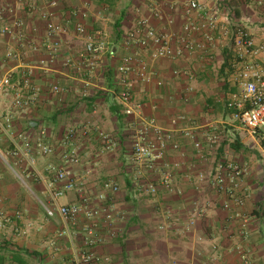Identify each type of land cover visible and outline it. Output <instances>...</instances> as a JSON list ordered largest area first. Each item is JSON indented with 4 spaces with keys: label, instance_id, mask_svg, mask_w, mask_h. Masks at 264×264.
Here are the masks:
<instances>
[{
    "label": "crops",
    "instance_id": "1",
    "mask_svg": "<svg viewBox=\"0 0 264 264\" xmlns=\"http://www.w3.org/2000/svg\"><path fill=\"white\" fill-rule=\"evenodd\" d=\"M51 1L0 0V28L20 17L26 26L18 34L38 46L21 61L0 62V76L11 72L19 80L29 70L39 89L26 109L14 107L11 96L0 98V111L11 113L14 131L35 137L44 129V143L52 148L50 154L36 156V172H25V161L9 154L8 142L0 134V264H73L76 253L84 249L81 226L86 219L81 215L75 224L64 222L50 201L48 187L50 182L60 186L50 167L62 166L65 132L82 126L88 128L86 136L73 141L80 162L65 167L91 204H100L96 196L103 181L111 179L119 186L118 192L107 193L113 207L110 227L102 218L96 220L95 231L105 241L90 250L102 264H241L240 250L250 264H264V160H256L264 157V145L225 108L231 89H236L228 82L233 61L226 81L219 73L232 26L241 24L256 46H264V0H194L201 7L197 11H187L189 0H54L56 5L50 6ZM46 11L49 16L42 18ZM213 11L220 23L203 49L155 58L152 47L126 44L139 19L146 18L155 31L170 35L177 48L183 24L199 22L203 13ZM48 22L66 32L50 38ZM77 23L84 25L85 34L76 33ZM87 39L103 40L107 48L92 57L84 51ZM55 40L59 47L49 55L45 45ZM196 40L203 42L201 37ZM9 48H18L16 37L0 35V55ZM133 51H138L151 75L143 82L135 72L129 74L134 100L145 117L169 130L179 144V150L168 151L167 159L180 195L163 189L155 195L143 191L141 181L157 174L148 175L131 161V125L136 119L124 115L117 97V67ZM50 82L63 91L51 92ZM83 89L85 97L79 95ZM181 115L185 118L177 119ZM208 124L226 131L216 159L247 169L241 182L242 203H231L228 210L222 207L226 196L207 181L195 179L208 166L195 158L192 141L180 133L192 129L203 140ZM99 133L111 140L106 150ZM21 169L27 173L23 181L13 172ZM72 202L81 203L74 191L60 197L57 205ZM45 207L52 208L53 215H47Z\"/></svg>",
    "mask_w": 264,
    "mask_h": 264
},
{
    "label": "built area",
    "instance_id": "2",
    "mask_svg": "<svg viewBox=\"0 0 264 264\" xmlns=\"http://www.w3.org/2000/svg\"><path fill=\"white\" fill-rule=\"evenodd\" d=\"M18 1L24 2V0ZM55 5L56 1L50 2V6ZM192 10H201V7L196 1L189 0L187 11ZM9 11L12 12L11 9ZM41 16L47 18L49 13L46 11ZM201 18L199 22L188 20L183 24L180 34L176 37L180 44L177 48L172 46L170 35L155 31L149 26L146 18L139 19L137 29L129 33L125 41L127 45L133 43L140 48L152 47V55L155 58H173L184 52L191 53L205 48L207 43L212 42V31L220 23L215 11L205 12ZM25 26L26 22L20 17L15 18L10 25H2L0 35L16 37L18 48L7 49L0 55V62L11 59L21 61L29 53L38 51V46L35 43L27 42L22 35L18 34ZM234 26L231 48L235 60L229 82L236 87V90L229 94L225 108L234 121L238 122L252 136L264 141V46H256L241 24ZM75 31L77 34L83 35L86 29L82 23H77ZM65 32V27L48 22L47 35L50 38ZM197 37H201L203 42L197 41ZM58 47L59 42L57 40L45 45L49 55L54 54ZM106 48V43L103 40L87 39L84 44V51L92 57L99 56ZM28 68L31 69L30 66ZM132 72H135L137 79L143 82H149L151 79L146 64L139 58L138 51H133L124 56L121 64L117 67V83L120 86L117 97L123 105L124 115L134 116L136 119L131 125L134 129L130 152L132 163L138 168L144 169L148 175L157 174V177L141 181L142 190L150 195H155L159 189L180 195L181 189L173 184L169 169L170 163L167 159L168 151L170 149L179 150V144L173 139L169 130L160 127L153 118L145 117L141 113V105L134 100L132 82L129 80V74ZM30 74L29 70H24L19 80H15L11 72H6L0 76V98L11 96V103L14 107L28 108L35 101L39 91L38 87L33 85ZM48 86L53 93L63 91L54 82H50ZM79 95L81 97L87 96L86 90L83 89ZM184 118L183 115L177 117L180 120ZM11 119L10 112L0 111V134L8 142L9 154L25 161L27 169L36 172V156H45L52 152V148L44 143L46 132L41 129L33 137L26 131H14ZM203 128V140H199L196 137V132L192 129H185L180 133L184 138L192 141L195 158L208 166L207 170L198 173L195 179L198 182L207 181L217 193L226 196L222 207L228 210L231 203L238 205L242 203L241 182L247 174V169L236 162L217 160L215 155L226 138V131L219 129L218 125L215 124H208ZM87 132L88 128L85 126L70 127L65 132L66 149L61 153L62 166L50 167L54 173L53 181L59 182L60 186L55 187L54 182L48 183L49 197L50 201L56 205L57 213L67 224L77 223L81 215L87 221L81 226L84 249L76 253L73 264H102L101 259L90 250L92 246L102 244L105 241L104 236L95 231L96 220L102 218L106 226L110 227L113 222V207L108 204L107 193L118 192L119 186L111 179L103 181L102 190L96 196L100 204L94 205L84 196L82 188L67 169L68 166L77 165L80 162L76 149L73 147V141L78 135L86 136ZM99 137L103 142V148L108 149L111 145L110 138L103 133H99ZM175 166L177 165L175 164ZM18 177L22 180V177ZM71 191L80 197L81 203L72 202L57 205V200ZM45 209L47 215H53L52 208L45 207ZM241 233L242 236H247L244 223ZM114 234L110 229V235L113 236ZM238 254L241 264H250L245 251L240 250Z\"/></svg>",
    "mask_w": 264,
    "mask_h": 264
},
{
    "label": "trees",
    "instance_id": "3",
    "mask_svg": "<svg viewBox=\"0 0 264 264\" xmlns=\"http://www.w3.org/2000/svg\"><path fill=\"white\" fill-rule=\"evenodd\" d=\"M116 35H117V38H120V33L119 31H116ZM230 42H232V39L230 40ZM231 57H230V49L229 47H226V49H224V55H223V63L220 67V75L223 76L224 80L227 78V74L230 73V71L232 70V64H231ZM227 72V73H225ZM226 81V80H225ZM236 89L233 88L231 89V92L235 91ZM28 128H30L29 125H27ZM261 141V144H264V141L260 140Z\"/></svg>",
    "mask_w": 264,
    "mask_h": 264
},
{
    "label": "rangeland",
    "instance_id": "4",
    "mask_svg": "<svg viewBox=\"0 0 264 264\" xmlns=\"http://www.w3.org/2000/svg\"><path fill=\"white\" fill-rule=\"evenodd\" d=\"M235 28V26H232V29H234ZM232 32H233V30H232ZM228 47H229V49H230V57H231V61H234L235 60V57H234V55H233V51H232V48H231V42H230V39H229V42H228ZM229 80V79H228ZM229 82V81H228ZM258 140H259V143L261 144V141H260V139L258 138ZM262 145H264V144H262ZM256 160H258L259 162H261L262 160H264V157L263 156H259V157H257L256 158ZM15 174H16V176L18 177V176H20V177H22V180H24L23 178L26 176V174L27 173H25V172H29V170L27 169L25 172L21 169L20 171L19 170H17V171H13ZM24 172V173H23Z\"/></svg>",
    "mask_w": 264,
    "mask_h": 264
}]
</instances>
